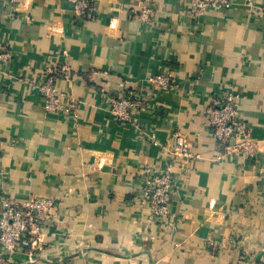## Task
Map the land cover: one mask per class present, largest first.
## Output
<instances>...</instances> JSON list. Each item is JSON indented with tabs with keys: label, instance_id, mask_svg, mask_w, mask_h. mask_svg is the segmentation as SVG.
Returning a JSON list of instances; mask_svg holds the SVG:
<instances>
[{
	"label": "crops",
	"instance_id": "obj_1",
	"mask_svg": "<svg viewBox=\"0 0 264 264\" xmlns=\"http://www.w3.org/2000/svg\"><path fill=\"white\" fill-rule=\"evenodd\" d=\"M91 1L84 20L69 0H0L13 55L0 63V211L4 196L55 205L17 264H264V0L201 16L193 0H156L151 22L146 0ZM48 73L64 111L46 108ZM231 92L260 149L217 160L205 110ZM127 94L146 103L121 124L111 102ZM178 133L195 158L174 155ZM161 172L175 182L165 221L144 199Z\"/></svg>",
	"mask_w": 264,
	"mask_h": 264
},
{
	"label": "built area",
	"instance_id": "obj_2",
	"mask_svg": "<svg viewBox=\"0 0 264 264\" xmlns=\"http://www.w3.org/2000/svg\"><path fill=\"white\" fill-rule=\"evenodd\" d=\"M17 5L21 0H5ZM76 16L89 20L94 17L95 6L91 0H69ZM156 0H146L141 9V20L151 22L156 13ZM235 6L234 0H193L192 12L201 16L209 9L229 11ZM12 52H0V63L6 68L12 60ZM68 71L67 66H63ZM152 84L161 91H168L172 86L170 76L159 74L151 78ZM53 78L47 74L40 89L46 95V108L51 112L66 110L62 94L53 88ZM242 96L228 93L223 97L214 95L210 106L205 110L218 145L224 149L216 159L222 160L233 154L245 157L255 156L260 149L253 137L247 121L241 119L240 101ZM111 113L118 123H135L136 116L145 106V101L136 99L133 94L113 99ZM151 141L159 144L157 136L151 134ZM234 141H236L234 143ZM224 146V148H223ZM185 137L178 133L174 138L173 153L177 157L195 158ZM198 156H196L197 158ZM175 182L168 172L152 174L144 189V199L149 204L153 215L161 221L168 218ZM3 209L0 211V264H17L20 255L36 251L43 243L44 227L53 217L54 202L49 198L32 196L25 200L4 196ZM27 254V253H26Z\"/></svg>",
	"mask_w": 264,
	"mask_h": 264
}]
</instances>
